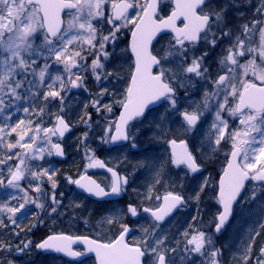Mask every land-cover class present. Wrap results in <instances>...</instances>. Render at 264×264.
Instances as JSON below:
<instances>
[{"label":"snow or ice","instance_id":"1","mask_svg":"<svg viewBox=\"0 0 264 264\" xmlns=\"http://www.w3.org/2000/svg\"><path fill=\"white\" fill-rule=\"evenodd\" d=\"M232 9L241 23L229 19ZM125 32L130 38L121 51L131 64L120 90L116 83L124 77L109 66ZM89 75L95 92L87 87ZM81 89L89 99L73 120L81 102L72 93ZM182 90L186 98L200 91L202 100L181 105ZM79 125L84 171L63 181L97 201L131 186L121 167L127 156L106 162L90 147L97 129L101 145L146 155L138 145L146 128L160 154L136 166L149 174L143 190L133 189L136 200L100 213L115 229L112 238L52 232L36 242L26 233L42 223L40 214L60 215L65 207L59 170L48 158L65 156L64 138ZM216 161L219 170L205 175ZM93 168L110 174L107 183L88 175ZM189 180L197 181L190 191ZM0 193V254H6L0 264H14L8 256L33 246L71 258L94 253L96 264H224L226 245L217 247L215 238L234 208L244 212L247 205L249 215L264 218V0H0ZM193 203L185 226L165 227ZM202 204L214 208L207 220ZM142 214L148 224L129 242L136 229L127 221ZM28 215L34 222L25 227ZM77 243L85 251L74 250ZM237 247L232 264H264V219L245 230Z\"/></svg>","mask_w":264,"mask_h":264},{"label":"rangeland","instance_id":"2","mask_svg":"<svg viewBox=\"0 0 264 264\" xmlns=\"http://www.w3.org/2000/svg\"><path fill=\"white\" fill-rule=\"evenodd\" d=\"M212 2L215 4H222V3H224V0H212ZM237 2L242 3V0H237ZM252 3L255 4L256 0H252ZM169 7H170V5L167 6V9H169ZM241 11L245 12L246 18L250 19L251 16L253 15L252 10L246 5H243L241 7ZM229 19H233V23H241L242 22L238 17H235V10L234 9L230 10ZM127 35L128 34L125 32L121 36L119 47L115 49V55L112 58L111 65L109 66V70L114 68V69L120 71L122 77H124V79H121L118 83H116V87L119 88L120 90H123L122 88L125 87L124 80H125V78L127 79V77H128L129 66L131 64V63H129V60L123 59V54H125V53H123L121 51V49L126 48L125 46H126ZM161 43H164V41L162 40ZM106 86H108L110 88L112 87V85H106ZM87 87L89 88V90L91 92H95L97 90V85L94 82V80L91 78L90 75L88 77ZM189 93H190L189 97L186 98L184 103L182 102V105H187L191 101L200 102L202 100V94L200 91L198 94H195V92H192V91H189ZM72 95L75 99H77L78 101L81 102V103H76L74 110L70 113V117L73 120H75L77 113L81 109L82 102L89 99V94L84 92L81 89V90H73ZM107 99H110V98H106V100ZM90 111H92V110L90 109ZM96 119H97V117H96L95 113L93 112V121H95ZM207 119H208V121H210L211 116L209 115L207 117ZM73 128L75 129L74 130L75 134L72 136L70 135V136L66 137L63 142L65 143L67 148H69L72 151L73 150L76 151L75 149L76 148L79 149V147H80V145L77 143V138L82 135V133L85 129H84L83 125H79V126H76ZM142 131L145 132L146 128H142L141 132ZM148 139L152 140L151 135L148 136ZM148 139H146V141ZM140 141H143V138L140 139ZM89 142H90V147L92 149L96 150V155H104L105 157L103 156V158L107 162H112L117 157L130 156L131 153L139 152L138 150H133V149H130L128 147H119V148L113 149L112 151L106 152V150L104 149V146L106 147V145H101L98 140H97V143L95 145V139L92 138V136H90ZM203 142H204V137H203V135H201L198 143L203 144ZM158 147H159L158 144H156V143L152 144L151 143V144L139 147V148L140 149H148V153L146 155H158L160 153H154L152 151L153 149L158 148ZM204 151L207 152L206 145L204 146ZM81 156L83 157L82 153H81ZM212 159L213 158L209 155L206 158L205 163H208ZM48 160H49V163L51 164V166L54 168V162L58 161L59 159H58V157L53 156V157L48 158ZM82 160H83V164H85L84 158H82ZM221 160H222V155H221ZM219 167H220V162L216 161L215 166L209 167L208 172H206L205 175H208V173H212L213 175H215V173L219 170ZM90 172H91V174H93L96 177L98 182L107 183L108 178L104 174L99 173V172H94V168L88 169V173H90ZM144 174H146L144 176V179L142 180V182L139 183L136 179L138 177L134 176L132 172L130 173V182H135V184L139 183L140 184L139 190H143L142 186L149 179V174L147 172H145ZM196 184H197V181L192 180V182L190 183L191 189ZM69 186H71V185H68L66 182H64L63 177H62L60 187L57 190V194H59V192H63L65 194V197L63 200L65 207L60 210L62 214H60V215L53 214L52 216H48V215H44L43 213H41L40 219L42 220V223H37L36 227L33 229V231L31 233L26 234V235H28V237L30 239H32L36 242H40L45 236L51 234L52 232H58V233L63 232L65 234L75 236L77 233V231H76L77 223L82 221V223L80 224V228H82L85 225V222L81 219L78 220V218L76 216V214H77L76 210L80 207L73 208L72 202H77V203L81 204L82 205L81 207H87L88 208V205L84 203V201L82 200L80 195L75 193V191L69 192L68 191L69 190L68 188H70ZM130 193H133V195H135V197H136L135 191H130ZM0 196H2V193H0ZM119 207H121V206H115V207L110 206L109 208H119ZM201 208L204 210V213H203L204 218H205V220H207L209 218L211 212H212V208L210 206V208L207 210L206 204H202ZM244 208H245L244 212H241V208L239 206L234 209L233 219L229 222L228 227L225 228V231H224L225 236H224V239L222 238L223 242H225V245H226L225 248H226V253H227L225 264H232L231 255L233 252L238 251L237 246H238L240 240L244 237L245 230L248 227H255L258 221H260L261 219H264V218H261L259 216L249 215L247 205H245ZM254 209H255V206H253V210ZM193 214H195V207H194L193 212H192V215ZM30 216L31 215L26 216V218L23 219V222L26 221V219L30 218ZM179 218H182L185 220L186 218H190V217L188 216L187 212H184V214L180 215ZM31 220H32L31 223H33L34 222L33 217ZM147 224H148V219L146 218V216H144L142 214L141 218H139L138 220H136L132 224V227L136 230L131 235L129 242H132L133 240L138 239L141 236V232L139 230L140 226L141 225L147 226ZM40 230H43V232H44V235H42L41 237L36 235V232L39 234H42ZM176 231H177V228H176ZM90 232L93 234L92 237L95 239H97L100 236V234H102L103 232L106 233V235H108L109 238H112V232L109 231V226L105 223H102L101 219L97 220L93 224ZM257 239H260V238H257ZM39 254L40 253H36L35 247L33 246V249L30 253H27V254H24L21 256H16L14 254V256L17 259H20L22 264H30L33 261V259L35 258V256L39 255ZM53 259H54L53 260L54 262H52V264H70V263L61 261L57 258H54V257H53ZM81 264H93V262L91 260H86L85 262H83ZM197 264H199V262H197Z\"/></svg>","mask_w":264,"mask_h":264},{"label":"trees","instance_id":"3","mask_svg":"<svg viewBox=\"0 0 264 264\" xmlns=\"http://www.w3.org/2000/svg\"><path fill=\"white\" fill-rule=\"evenodd\" d=\"M170 119L175 120V117H170ZM95 121H93V123H95ZM93 134H91L90 136H92V138L95 139V137L99 135V129H97L96 132ZM148 136H150L149 130L147 133L141 134L140 137H142L144 139H148ZM146 143L147 142H145L144 140L141 142L138 141L139 147H142L144 145L149 144V143H147V144ZM131 156H133V158H140V161H138L134 164H131L129 167V172L134 171L135 173H138V174L144 172L143 169H138L136 166L141 161L145 160L147 158V155L142 154L141 152L140 153L135 152V153H131L130 157ZM82 166H83V162L81 160V152L78 153V157L76 158L75 162H74V160L68 164L63 163V161H55L54 162V168L59 170L60 178L66 176V175H72L75 178L78 175V173H80L82 171V169H83ZM161 191H163V189ZM85 204L88 205V208L87 207H80L76 210V212H77L76 216H77L78 220L81 219L85 222V225L82 228H80V224L82 223V221L77 223L76 235H84V236L93 238L92 237L93 234L90 232L93 224L97 220L100 219V213L103 211V209L109 208L110 205L106 204V203L90 202L88 200H86ZM31 219H32V216H30V218L26 219V221L23 222V225L25 227H27L31 223V221H32ZM40 231L42 234H39L36 232V235L41 237L42 235H44V232H43V230H40ZM113 231H115V229H113L111 231L112 234H113ZM5 235H7V234H5ZM23 235H25V234H22V237H23ZM98 238H99V240L110 239L109 236L106 235V233H104V232L102 234H100V236ZM0 255H6V254H0ZM7 258L12 259L14 261V264H22L21 260L17 259L14 256V254L12 256H8ZM53 260H54L53 256L36 255L30 264H52V262H54Z\"/></svg>","mask_w":264,"mask_h":264},{"label":"flooded vegetation","instance_id":"4","mask_svg":"<svg viewBox=\"0 0 264 264\" xmlns=\"http://www.w3.org/2000/svg\"><path fill=\"white\" fill-rule=\"evenodd\" d=\"M170 8L171 7H169V9H167V7L165 8V12H168V11H170ZM128 38H129V36L127 35V37H126V46L125 47H127V40H128ZM129 55L130 54H128V53H125V54H123V59H127V60H129V63H131V60L129 59ZM120 68V67H119ZM125 80H126V78H125ZM125 80H124V85H125ZM198 88H199V85L197 86ZM123 89V88H122ZM199 93V91H197V92H195V94H198ZM189 95H190V93H188V97H189ZM186 100V95H185V92L182 90V91H180L179 92V101H178V103L179 104H181L182 105V102L184 103V101ZM118 113V112H117ZM73 131H74V128H73ZM148 132V129H146V131L145 132H141V134H145V133H147ZM68 136H70V134L68 135ZM67 136V137H68ZM66 138V137H65ZM64 138V139H65ZM140 139H142V137H140ZM140 139L138 140L139 142H141L140 141ZM144 139V138H143ZM63 147H64V149H65V153L68 151V148L66 147V145H65V143L63 142ZM119 147H123V146H113V147H111V146H108V145H106V147L104 146V149L106 150V152H109V148H111L112 150L113 149H115V148H119ZM103 148V147H102ZM111 150V151H112ZM138 153H140V152H138ZM98 158H100V159H102V160H104V158H103V156L104 155H96ZM105 157V156H104ZM128 157V159H127V161L129 160V157L130 156H127ZM82 156H81V160H82ZM69 157H68V155H66L65 154V156L63 157V159H61V161H63V163H65V164H68L70 161H69ZM75 160L76 159H74V162H75ZM82 162H83V160H82ZM107 162V161H106ZM84 165V164H83ZM130 167V166H129ZM129 167L128 168H126L125 169V171L127 172V173H131V172H129ZM82 171L80 172V173H82L83 171H84V166H82ZM88 171V170H87ZM94 172H99V173H102V174H104L107 178H109V174L106 172V171H104V170H102V169H98V168H94ZM132 173H133V175L134 176H139L141 173H135L134 171H132ZM88 175H90L93 179H96V177L93 175V174H91V172L90 173H88ZM75 178H78V175L75 177ZM97 180V179H96ZM192 182V180H189L188 182H187V190L188 191H190L191 190V185H190V183ZM130 187L127 189V192L126 193H124L123 195H122V197H121V199H119V200H117V201H108L106 204H109L111 207H115V206H123V205H126L129 201H134V200H136V198L137 197H135V195H133V193H130V191H133V189H140V184H135V182H130ZM70 188H68L69 190V192H71V191H75V193H77V194H79L80 195V197L82 198V200H84V201H86V200H88V201H92L91 199H89V198H87L86 196H84V195H82L80 192H78V191H76V189H75V187L74 186H69ZM162 190V189H161ZM161 193H162V191H161ZM93 202H95V201H93ZM118 202V203H117ZM194 207H195V204L193 203V204H191L190 206H189V209L186 211L187 213H188V216L189 217H191L192 216V212H193V209H194ZM238 207V206H237ZM210 208V206L209 205H207L206 204V209L208 210ZM212 208V211H214V208L213 207H211ZM236 208V207H235ZM182 214H184V213H178L176 216H175V218H174V220H172V221H169V223L168 224H166L165 225V227L166 228H171V231L172 232H176V226H185V220L184 219H182V218H179V216L180 215H182ZM147 218V217H146ZM148 219V218H147ZM136 221V219H130V220H128L127 222L129 223V225L132 227V224L134 223ZM225 231V230H224ZM224 231L219 235V236H217L216 238H215V240H216V245H217V247H222V246H225V242H223V239H224ZM223 238V239H222ZM223 251H224V264H225V262H226V257H227V253H226V248L224 247L223 248Z\"/></svg>","mask_w":264,"mask_h":264},{"label":"bare ground","instance_id":"5","mask_svg":"<svg viewBox=\"0 0 264 264\" xmlns=\"http://www.w3.org/2000/svg\"><path fill=\"white\" fill-rule=\"evenodd\" d=\"M75 133H74V131L72 130L71 132H70V135L72 136V135H74ZM147 138V137H146ZM151 139V138H150ZM145 142H147V143H149V144H153V142H152V140H147L146 141V139H143ZM96 143H97V140L95 139V145H96ZM146 143V144H147ZM80 148V147H79ZM76 151H72V150H70L69 148H68V151L66 152V155H68L69 156V161L71 162V161H73L74 159H76L77 157H78V153H80L81 151H78V149L76 148L75 149ZM82 153V152H81ZM138 161H140V158H133V156H131V157H129V160L128 161H126L124 164H122L121 165V167L123 168V169H125V168H128L131 164H134V163H136V162H138ZM146 171H144V172H142L139 176H138V178H136L137 179V181L140 183V182H142V180L144 179V176L146 175V174H144ZM138 183V184H139ZM163 192V191H162Z\"/></svg>","mask_w":264,"mask_h":264},{"label":"water","instance_id":"6","mask_svg":"<svg viewBox=\"0 0 264 264\" xmlns=\"http://www.w3.org/2000/svg\"><path fill=\"white\" fill-rule=\"evenodd\" d=\"M179 23V22H178ZM130 38V37H129ZM128 38V39H129ZM118 115V114H117ZM69 134V133H68ZM67 135V134H66ZM109 146H111V145H109ZM111 147H113V146H111ZM59 158H61V157H59ZM63 158V157H62ZM98 169H101V168H98ZM102 170H104V171H106L105 169H102ZM107 172V171H106ZM109 174V173H108ZM110 175V174H109ZM75 187V186H74ZM75 189H76V191H78V192H80L82 195H85V196H87V197H89L86 193H83V191L82 190H80V189H77L76 187H75ZM91 198V197H90ZM117 198H119V197H115V196H113V197H110L109 198V200H113V199H117ZM92 199H94V198H92ZM94 200H96V199H94ZM129 238V237H128ZM82 248L83 249V251H85V246L82 244V243H77V244H75V245H73V249L74 248ZM37 251V250H36ZM37 252H39V251H37ZM40 253V252H39ZM43 253V252H42ZM45 254V253H44ZM53 254H55V253H53ZM55 255H59L60 257H62V258H65V259H67L68 261H72V262H80V261H82V260H84L85 258H88V257H91V258H93V260H94V263L96 264V259H95V255H94V253H87L85 256H83V257H80V258H71V257H67V256H64V255H62V254H55Z\"/></svg>","mask_w":264,"mask_h":264}]
</instances>
